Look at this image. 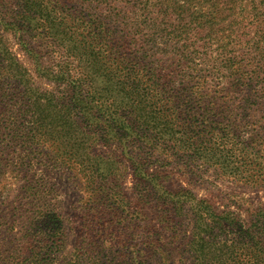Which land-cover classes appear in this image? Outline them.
Here are the masks:
<instances>
[{
	"label": "trees",
	"instance_id": "1",
	"mask_svg": "<svg viewBox=\"0 0 264 264\" xmlns=\"http://www.w3.org/2000/svg\"><path fill=\"white\" fill-rule=\"evenodd\" d=\"M192 1L0 0V264H264V200L195 192L209 169L264 192V149L228 119L252 57L200 67ZM53 170L86 199L73 245Z\"/></svg>",
	"mask_w": 264,
	"mask_h": 264
},
{
	"label": "rangeland",
	"instance_id": "2",
	"mask_svg": "<svg viewBox=\"0 0 264 264\" xmlns=\"http://www.w3.org/2000/svg\"><path fill=\"white\" fill-rule=\"evenodd\" d=\"M173 2V0H170ZM191 19L200 22L201 25L193 32L196 42L191 47L194 55H197L198 64L205 68V50L203 44L208 46L212 61L215 62L223 52L225 56H233L237 63L242 56L249 55V58L241 62L247 68L244 77V91H231L228 93L229 114L228 119L232 121L237 133L246 140L253 142L254 146L264 149V0H193L186 6V14ZM223 41L225 45H222ZM191 49L188 51L190 52ZM256 58L258 61H255ZM206 61V62H205ZM223 71L222 69H220ZM253 76V77H251ZM231 78L222 81L215 74L210 80L213 89L228 87ZM7 158V157H6ZM4 158V159H6ZM5 166V163H3ZM0 166V228L2 222L8 223V217L13 219V214L18 212L6 209L12 200V194L17 190L20 181L15 180L13 168ZM3 172V174H2ZM203 180H198L195 192L202 196H239L248 198L254 202H263L264 192H255L243 187H238L223 181L212 170L203 171ZM48 178V179H47ZM49 180V186H54V198L59 202V211L66 222L69 230L68 244L73 245L80 242L81 216L85 213L82 206L86 199L83 191L80 190L78 182L71 179L65 171L53 170L45 175ZM197 180V179H195ZM51 184V185H50ZM125 191L130 195L131 177H128ZM17 193V192H16ZM7 219V220H6ZM9 224V223H8ZM78 234V236H77Z\"/></svg>",
	"mask_w": 264,
	"mask_h": 264
}]
</instances>
